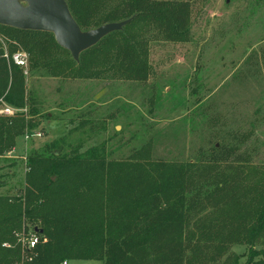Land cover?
I'll return each instance as SVG.
<instances>
[{
  "label": "trees",
  "instance_id": "obj_1",
  "mask_svg": "<svg viewBox=\"0 0 264 264\" xmlns=\"http://www.w3.org/2000/svg\"><path fill=\"white\" fill-rule=\"evenodd\" d=\"M65 2L82 31L132 18L122 31L81 53L78 63L62 60L72 79L113 74L146 83L150 36L189 42L188 2L120 0L110 9L104 0ZM5 50L24 52L31 64L48 68L55 54H70L49 33L0 26V100L29 108V114L26 78L3 57ZM24 116H0V155L14 148ZM104 155L91 148L29 157L31 172L20 196L0 194V264H228L231 249L241 242L251 247L246 264H264V244L252 250L264 241V168L236 144L215 147L195 163L157 160L127 170L103 162ZM29 228L39 241L22 253L15 233Z\"/></svg>",
  "mask_w": 264,
  "mask_h": 264
},
{
  "label": "rangeland",
  "instance_id": "obj_2",
  "mask_svg": "<svg viewBox=\"0 0 264 264\" xmlns=\"http://www.w3.org/2000/svg\"><path fill=\"white\" fill-rule=\"evenodd\" d=\"M171 1L190 4L189 42L150 36L146 83L113 74L72 79L62 61L71 57L61 53L49 68L29 62L31 111L14 148L0 155L1 195L20 196L34 154L91 148L127 170L157 160L195 163L215 147L236 144L264 168V0ZM250 250L246 242L234 246L228 264H246Z\"/></svg>",
  "mask_w": 264,
  "mask_h": 264
},
{
  "label": "water",
  "instance_id": "obj_3",
  "mask_svg": "<svg viewBox=\"0 0 264 264\" xmlns=\"http://www.w3.org/2000/svg\"><path fill=\"white\" fill-rule=\"evenodd\" d=\"M132 18L82 31L65 0H0V26L21 31L49 33L57 46L79 62L81 53L108 35L120 32Z\"/></svg>",
  "mask_w": 264,
  "mask_h": 264
},
{
  "label": "built area",
  "instance_id": "obj_4",
  "mask_svg": "<svg viewBox=\"0 0 264 264\" xmlns=\"http://www.w3.org/2000/svg\"><path fill=\"white\" fill-rule=\"evenodd\" d=\"M3 57L7 60L10 59L16 67L21 69L25 78L28 76L29 59L26 53L18 51L16 53H13L12 55H9L8 52L5 50ZM20 113L26 114V107L23 109H18L0 100L1 117H13ZM15 239L16 243L20 247L21 252L24 253L25 251H30L35 248V246L38 244L39 236L37 235L35 230H33V228H29L25 233H15ZM11 247L12 245L9 243L2 244V248L10 249ZM63 264H66V262H64Z\"/></svg>",
  "mask_w": 264,
  "mask_h": 264
},
{
  "label": "crops",
  "instance_id": "obj_5",
  "mask_svg": "<svg viewBox=\"0 0 264 264\" xmlns=\"http://www.w3.org/2000/svg\"><path fill=\"white\" fill-rule=\"evenodd\" d=\"M100 263V262H99ZM66 264H67V262H66Z\"/></svg>",
  "mask_w": 264,
  "mask_h": 264
}]
</instances>
